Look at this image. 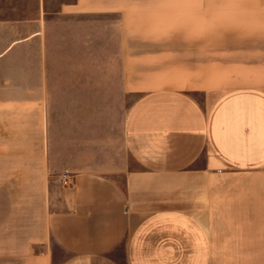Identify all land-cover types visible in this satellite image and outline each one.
Returning a JSON list of instances; mask_svg holds the SVG:
<instances>
[{
    "label": "crops",
    "instance_id": "crops-1",
    "mask_svg": "<svg viewBox=\"0 0 264 264\" xmlns=\"http://www.w3.org/2000/svg\"><path fill=\"white\" fill-rule=\"evenodd\" d=\"M48 16L33 36L37 149L23 88L0 103V178L70 169L74 186L59 199L37 185L26 264H264V0H74ZM55 97L74 120L64 157Z\"/></svg>",
    "mask_w": 264,
    "mask_h": 264
},
{
    "label": "rangeland",
    "instance_id": "rangeland-1",
    "mask_svg": "<svg viewBox=\"0 0 264 264\" xmlns=\"http://www.w3.org/2000/svg\"><path fill=\"white\" fill-rule=\"evenodd\" d=\"M73 1L0 0V103H21L23 98L8 97V95L13 93L17 95L23 88L26 90V137L29 143H36L35 146L28 144L27 148H33V150L37 149L38 99L34 94H37L39 67H37V38L33 37L37 33V20L39 17H44V14L49 17L48 14L56 13L61 4ZM142 68L144 67H139L141 75L146 72ZM47 69L52 80L51 87L53 86L60 93V90L65 89V83L61 79L65 77L66 69L69 68L58 64L47 66L46 74H48ZM157 72H163L166 79L171 78L169 73L171 76L172 73H176L162 66L157 67ZM169 84L177 87L178 83L170 82ZM71 100L73 104L71 103L70 106L81 103V99H69ZM52 104V113L49 115L52 118L51 128L55 137L54 149L62 153L66 146V133H68L66 121L68 119L73 122V115L66 110L69 105L65 97H55L52 99ZM14 107L17 109L18 106ZM46 117L48 120V115ZM62 156L64 157L63 153ZM26 164V174H37V158L35 160L33 155L28 156ZM65 173L74 177L70 169H64L61 175ZM61 175L42 179H37L35 176L0 178V256H6L11 264H26V254L31 251L33 240L37 238V215L45 202V190L42 191L37 185L46 180L47 183H54L59 199L64 198L67 193L68 195L72 193V190L63 185ZM2 260L4 258L0 257V262Z\"/></svg>",
    "mask_w": 264,
    "mask_h": 264
},
{
    "label": "built area",
    "instance_id": "built-area-1",
    "mask_svg": "<svg viewBox=\"0 0 264 264\" xmlns=\"http://www.w3.org/2000/svg\"><path fill=\"white\" fill-rule=\"evenodd\" d=\"M61 181L63 183V185L66 187V188H69L70 190L73 189V186H74V177L69 174V173H65L61 176Z\"/></svg>",
    "mask_w": 264,
    "mask_h": 264
}]
</instances>
